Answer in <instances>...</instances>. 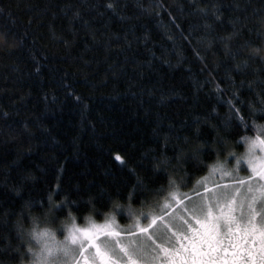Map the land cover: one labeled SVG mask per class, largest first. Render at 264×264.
Listing matches in <instances>:
<instances>
[{
    "label": "trees",
    "instance_id": "trees-1",
    "mask_svg": "<svg viewBox=\"0 0 264 264\" xmlns=\"http://www.w3.org/2000/svg\"><path fill=\"white\" fill-rule=\"evenodd\" d=\"M261 121L264 0H0V247L25 200L149 207Z\"/></svg>",
    "mask_w": 264,
    "mask_h": 264
},
{
    "label": "snow or ice",
    "instance_id": "snow-or-ice-1",
    "mask_svg": "<svg viewBox=\"0 0 264 264\" xmlns=\"http://www.w3.org/2000/svg\"><path fill=\"white\" fill-rule=\"evenodd\" d=\"M241 124L247 127L244 121ZM248 165L252 174L246 179L236 173L229 183L206 188V195L186 205L172 193V200L158 212H141L127 228L113 219L81 230L74 237L79 243L75 264H264V157L254 153ZM143 187L134 185L133 191ZM133 191L128 192L129 199ZM97 195L110 199L112 194L100 187ZM81 199L77 193L71 203L79 206ZM128 213L132 214L131 207ZM19 259V246L0 247V264H18Z\"/></svg>",
    "mask_w": 264,
    "mask_h": 264
},
{
    "label": "clouds",
    "instance_id": "clouds-1",
    "mask_svg": "<svg viewBox=\"0 0 264 264\" xmlns=\"http://www.w3.org/2000/svg\"><path fill=\"white\" fill-rule=\"evenodd\" d=\"M254 128L251 134L237 138L238 144L242 145L238 151L230 150L224 158L210 161V169L225 173L234 171L237 164L247 165L254 153L264 151V121L258 122ZM114 207L119 210V205ZM131 210L128 218L134 222L140 212L135 206ZM97 224L94 210L81 215L67 198L57 201L53 196L50 200L47 197V204L42 208L25 200L15 221L20 248L18 264H75L79 243L74 237H78L81 230Z\"/></svg>",
    "mask_w": 264,
    "mask_h": 264
},
{
    "label": "rangeland",
    "instance_id": "rangeland-1",
    "mask_svg": "<svg viewBox=\"0 0 264 264\" xmlns=\"http://www.w3.org/2000/svg\"><path fill=\"white\" fill-rule=\"evenodd\" d=\"M258 157H264V151H261L257 154ZM231 163V159L229 161ZM225 172H220V171H214L208 168L207 172L202 175L198 180L195 181V185L193 187H189L187 189L180 190L179 187H174L171 186L170 188L168 187V192L167 194V199L156 204H151L147 205L149 207H141V208H136L140 213L144 212L147 213L149 210H154V211H159L160 207L163 206L165 203L169 202L172 200L171 194L175 193L176 194V200L181 201L183 204H188L189 200H196L198 196H204L207 193L205 192V189L207 188L209 191L214 189V186L216 184H226L229 183L232 176L235 175L236 173L239 174L240 177L242 178H247L249 175L252 174L251 172V166L247 165H239L237 164L235 166L234 171H229L228 176H223L222 174ZM177 205L174 204L173 209L171 211H174ZM122 209L125 213V215H128L129 212V207L125 206L124 208H119V210ZM132 209V207H131ZM118 210L114 209L111 210L110 212L106 213L103 215L102 219L98 221L97 225L104 224L106 221H112L113 219L115 220V223L120 226V228H127L130 224L133 222L129 220L127 217V220L120 221V219H117V212ZM141 221H143V217H140ZM81 264H83V261H81Z\"/></svg>",
    "mask_w": 264,
    "mask_h": 264
}]
</instances>
